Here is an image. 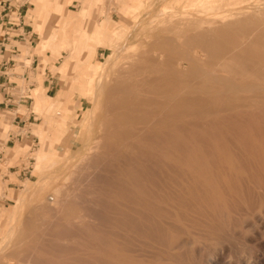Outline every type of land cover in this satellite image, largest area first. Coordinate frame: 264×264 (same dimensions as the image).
Here are the masks:
<instances>
[{"label":"rangeland","instance_id":"obj_1","mask_svg":"<svg viewBox=\"0 0 264 264\" xmlns=\"http://www.w3.org/2000/svg\"><path fill=\"white\" fill-rule=\"evenodd\" d=\"M137 1L101 0L97 3L96 9L89 12L82 20V27L89 31L93 25L102 22L107 17L112 20L115 29L128 30L127 33L118 36L110 49L97 47L96 54L90 59V62L98 65L96 72L88 82L89 93L81 87L80 79L76 77L74 62L70 63V68L65 75L57 70L68 55V51L63 50L56 57L50 49L40 52L34 47L22 48L23 54L20 58H23L27 65L32 66L33 59L25 60L24 53L37 54L39 65H35L37 67L35 72L34 69L30 70L28 81L12 78L19 83V90L29 95L26 98V106H20L17 109L20 114H25L26 125L23 128L12 126L11 120L14 114L8 115L5 122H0L4 132L0 133V136H7L10 130L23 135V139L16 140L15 143H10V146L5 147L3 155L0 156V251L6 253L11 251L12 248L5 247L6 241L24 225L33 207L41 206L50 195H62L70 191L84 194L85 202L89 205V210L88 208L83 209L84 211L80 210L77 214L80 216V224H83V228L85 227L86 233L83 235L87 240H90L92 234V213L101 216L99 221L104 227L111 226V220H114L118 229L124 228V217L117 214L118 217L112 219L108 212L112 207L107 199L117 195L119 187L112 181V176L111 179L104 177L122 172L127 168L130 169V171L127 169L130 173L136 170L138 172L140 169L145 170L147 165L144 159L157 164L158 173L161 176L165 174L164 159L171 155L174 161L173 198L176 205L174 213L177 215H172L173 235L169 239L171 241L187 239L188 245L185 251L177 250V248L171 253L165 252L167 248L165 244L169 240L165 223L166 213L160 211L158 213L160 222H157L159 225L156 227V233L162 244L157 249L159 254H157L158 260L156 259L155 263L207 264L211 257L214 258L219 253L222 254L226 264H264V94L257 92L258 95H244L240 98L216 99L210 96L205 98L199 92L194 91L198 85L197 80L187 79L186 86H178L175 89L174 94L177 99L175 108H173L171 127L166 126V115L163 112L159 115L156 124L157 131L145 138L137 131L139 126L137 116L121 112V110H119L120 114L108 112L112 87L122 84L123 81L137 78L141 68L131 71L132 73L128 71L142 65L144 55L149 57L150 52L146 53V51H150V46L146 43L152 42L154 34L163 29L174 34L178 28L179 31L189 29L191 33L197 29L218 28L224 29L226 34L236 39L239 36L238 40L242 41L230 46L232 43L220 39L219 33L207 32L203 44L212 51L215 47L213 51L215 56L213 60L205 61L207 64L204 67L208 68L213 62L215 64L212 65L217 67L211 65L208 70L214 71L221 67L222 72H228L227 74L234 76L235 79H241L238 80L241 83L263 84L264 57L262 56L264 53H258L257 50V55L245 56L243 54L245 57H242V53L249 44V47L259 46V52H264V0H194L192 7L188 6V2L192 0H185L182 4H177L176 9L170 11H165L164 6L170 5L175 0H144V7L129 9L130 16L123 17L124 11L121 3L132 5ZM72 2L73 0L69 1V3ZM83 2L84 0H77L72 3L74 6L71 10L66 7L55 10L57 15L55 13L50 15L49 12L42 15L41 19L44 24L35 27V31L42 33V42L51 32L59 30L65 17L70 13H76L77 8ZM46 19L47 22H45ZM73 27V24L68 26L70 29ZM3 36L4 31L0 23V42ZM152 52L154 53L155 50ZM85 58H87V53H82L80 59L85 60ZM238 69L240 74L236 72ZM101 77H105V79L102 78L103 89L98 91V82ZM44 79L52 80L53 89L50 94L54 95L53 97L60 90L68 94L66 96L68 100L62 101H67L69 117L66 118V123L60 127L53 140L48 137L51 125L61 121L62 114L57 108L47 111L46 109L36 110L34 106L36 88L43 84ZM183 79H185L184 76L176 77V85L181 84ZM185 87L191 90H185ZM43 88L46 93V87ZM165 95V92L158 93V100L152 106L154 109L162 112ZM38 126L43 129L42 135L36 131ZM142 142L147 145H142ZM222 144L225 145L223 147H227V151L217 152V148H220ZM51 146L57 154L55 165L51 166L48 163L43 168L37 169L35 153L40 149L48 151ZM18 149H21V152H17ZM129 156L131 158L127 160L130 163L124 160ZM139 161L145 162V167L144 164L140 165ZM115 166L116 168L113 169ZM109 167H113L112 170ZM108 170L110 172L107 173ZM111 172L114 173L111 174ZM159 182L163 184L162 179ZM92 192L96 193L95 196ZM18 193L20 195L16 199L9 196L10 194L16 196ZM160 193L162 197H165L163 190ZM92 197L99 199L95 200ZM93 200L96 202L100 200V206L106 209V212L102 208L101 211L97 208L95 210L94 203L96 202ZM16 202H22V208L12 210ZM83 213L90 217H86ZM81 215L85 218L82 219ZM74 216L68 220H61L62 224L59 226L51 227L47 231L49 239L55 242L61 239V235L64 234L62 230L65 231L74 224ZM38 220L36 221L39 224L42 223ZM200 224L210 227L207 230L194 232L191 227L194 225L198 227ZM60 230L61 235L55 234ZM34 234L30 236L33 237V243L32 238H29V242L25 243L27 245H24L25 249H34L38 246L39 250L52 252H55V249H60L63 253L91 251L92 244L85 239H83L84 244L88 243L85 244L84 250L75 246H73L74 250L72 249L71 244H75L74 242L79 238L75 233L76 239L73 238V234L69 233L68 237L65 235L58 240L57 245L55 243V249L52 250L43 246L45 242H37L36 238L39 234ZM48 236L45 235L47 238ZM129 236L131 240L143 237L137 232H131ZM18 237L17 234L15 238ZM104 238L107 239L106 234ZM67 239L72 243L70 244ZM65 243H68L67 247H63ZM9 245H12V242ZM109 246L107 241L101 245L105 253H109ZM115 248L119 249L118 245ZM60 250L58 253H62ZM127 255L129 260L134 262L139 260L142 264H151L153 261L150 263V260H154L150 256L136 257L131 253Z\"/></svg>","mask_w":264,"mask_h":264},{"label":"bare ground","instance_id":"obj_2","mask_svg":"<svg viewBox=\"0 0 264 264\" xmlns=\"http://www.w3.org/2000/svg\"><path fill=\"white\" fill-rule=\"evenodd\" d=\"M193 1L194 0L190 1L188 3V6L192 7ZM188 23H186V25ZM177 31H175L176 33L173 34V33H170L169 30L167 31L166 29H163V31H159L155 33L153 36L154 39L152 40V42L146 43L148 46H150L149 47L150 51L148 52L146 51V53L150 52L149 57H145L144 55L143 64L137 67H134L133 69H130L128 71L130 73L131 71L137 68H141L140 74L136 76L137 78L134 80H130V81H123L122 84H117V85L114 84L115 86L112 87L111 92H110L111 99L109 101L110 105L108 108V112L112 114L118 112L120 114L122 111H124L130 114H134V116H137L139 119V126H138L137 131L139 132L140 136L144 138L151 136L152 134H154L155 131H157L156 124L159 120V115L162 114L163 112L166 115V123H167L166 126L171 127L170 125H171L172 117L174 113L173 108H175L174 105L177 99V96H175L174 94L175 89L178 86H182V87L186 86L187 79L194 78L195 80H197L198 85H196V87L194 88V91L199 92L205 98L208 96L215 97L216 99L221 98V97L222 98L223 97L224 98H233V97L240 98L244 95H258V93L264 94V83L263 82H262L263 84L248 85V84L241 83L238 81L241 79H235L234 76L233 78L232 76L228 75L227 74L228 72L225 73L224 71L225 69L223 70L224 72H222L221 67L218 68L221 71L218 69L214 71L208 70V68L210 69V66L212 64H215L213 62L212 64H210L209 67L206 66L208 68L205 69L204 67L207 64V63L205 64V61L208 62L207 60L212 59L215 56V53L213 52L215 47L212 51L208 49L207 47H205L203 44L204 42L203 39H206L207 32L210 31V32L219 33L220 39L228 40V43L230 44L232 43L230 46L238 43V41L241 40L240 38H239L240 40H238L239 34H237L238 37L236 36L237 37L236 39L235 37H232L231 35L226 34L224 29H218V28H214L210 30L209 29H206V30L197 29L192 33H191V30L189 29H182L179 31V28H178ZM218 41L220 42V40ZM224 42L225 41H223V43ZM252 45L253 43L251 44V46ZM249 46L243 50L242 55L244 54L245 56L247 55L254 56V55H257L258 53H262V54L264 53L262 51L259 52V49H258L259 46L258 47L256 45L254 47H249ZM151 50L152 51L155 50V52L153 53ZM257 50H258V53H257ZM260 50H262V48H260ZM240 51H238V53H240ZM177 53L179 54L177 55ZM244 55L242 57H245ZM216 57H218V55ZM234 57L236 56L234 55ZM262 57H264V55ZM250 62L253 63L252 61ZM245 64H248V63H245ZM212 66H216V65H212ZM256 69H257V66H256ZM249 70H252V69H249ZM241 71H242V68H241ZM254 71H252L253 74H254ZM236 72L239 73V69L236 70ZM180 76H184L185 79L181 80L182 82L181 84L176 85L177 84L176 77H180ZM102 78L105 79V77L100 78V82H98L99 83L98 91H100V89H103L102 88L103 87ZM188 89H189L188 87H185V90H188ZM254 91L258 93L256 94ZM161 92L166 93L165 97H163L164 99L162 103L163 104L162 112L152 107L153 104L156 102V100H158V93H161ZM250 92L252 94H248ZM119 110H121V112H119ZM163 130H166V129H163ZM170 136L171 135H169V137ZM141 144L147 145L144 142H142ZM223 146L225 145L222 144L220 148H217V152H221V150L227 151V147H223ZM129 158L131 157L129 156L124 160H127ZM144 161L146 163L139 161L140 165L145 163L147 165L148 170L140 169L138 172L136 170V172L130 173L127 171L128 169L127 168L126 170L119 172V173L111 172V174L112 173L114 174L110 175L109 177H104V178H110L112 176L113 177L112 181L119 187V192L117 193V195L115 194L116 196L113 195L114 197H112L111 199H107L108 204L111 205L112 207V209L110 210L107 209V211L109 210L108 212L110 213V216L112 217V219H116V217H118L117 214L119 215L121 214V216L124 217L123 219V221L125 222L124 228L118 229L116 227L114 220H111L112 222L111 226L104 227V225H102V222L99 221V218L101 216L96 215L97 213L96 214L92 213L91 215L92 216V225H91L92 234H91L90 240L88 239L90 244H92L91 251L88 250L82 253H71V252L63 253V251L59 249L62 253H58L59 250L54 248V246L57 245L56 242H58V240H61L65 235H67L68 237L69 233L73 234V238H75L74 237L75 234L76 236L79 237L74 242L75 244L69 241L70 238L67 239V241H69L70 244L72 243L71 244L72 249H73V246H75L77 248L79 247L78 249L82 248V250H84L83 248L85 244H87L88 242L84 244V242L87 240L85 235H83V233H86L84 230L85 227L83 228L82 227L83 224H80V221H79L80 216L79 215L77 216V214L80 213V210L84 211L85 209H87L89 205H87L88 203L85 202V199H84L85 196L83 197L84 194L83 195L80 193L78 194L75 191L74 193L73 191L72 192L70 191L62 195L58 194L56 196L50 195L47 197L46 201H44V203L41 206L37 208L31 207L32 210L30 214L28 215L24 225H22L18 231H15L13 233V236L7 239L5 247L12 248V249L11 251H8L7 253L4 251H0V264H142L141 262H139V260H137L136 262L129 260L128 255H127L128 253H131L136 257L150 256L151 258L154 259V260H150V263L151 261L155 263L156 259L158 260L157 254H159L157 249L159 248V245L162 244L160 242V238L158 237V234L156 233L157 232L156 227L159 225L157 222H160L158 219V213L160 211L161 212L165 211L166 213L165 223H166V228H167L166 229L167 237H168L167 239H169V237H172L173 235L172 215L176 214L174 213L176 212V205L174 203V198H173L174 161L171 155L166 157V159H164L165 174L161 176L158 173L157 164L151 163L149 160H146V159H144ZM128 162L126 163L129 164L130 162L129 163ZM116 164L117 163H115V165ZM145 164H144V167H145ZM109 168L111 169L113 167H109ZM115 168L116 166L113 169ZM128 170L130 171V169ZM108 172L110 171L108 170L107 173ZM161 179L163 181V184L159 182ZM162 190L163 192H165V197L164 196L162 197V194L160 193ZM92 193L95 196L96 193L94 192ZM92 198H95V197H92ZM96 199H99V198L96 197L95 200ZM94 206H95L94 207L95 210L96 208L100 210L102 208V206H100V200L94 203ZM99 210H97V212ZM102 210L104 209L102 208ZM104 212H106V209L104 210ZM75 213H76V216H74ZM73 216L75 220L74 219L72 220H74L75 222L74 224H72L71 227L69 226L67 230L65 231L62 230L64 234L61 235V232H62L61 230L56 231V232L54 231L55 234L61 235L62 237L61 239H58L56 242L55 240L49 239V236L47 235V231L51 227L59 226L62 224L63 219L68 220V219H71V217L73 218ZM85 216H82V219L83 217L85 218ZM39 217H40L39 220L42 222L40 224L36 221L38 220ZM86 217H90V216H86ZM46 219L47 220L49 219V221H47ZM70 222L72 221L70 220ZM63 225L65 226L66 224H63ZM60 227L62 228L63 226H60ZM209 227H210L209 225L206 226V225L200 224V226L198 227H195L194 225L191 228H193L194 232H198L202 230H207ZM131 232H137L141 234V236L143 237L141 239L131 240L129 236ZM34 233L39 234L38 237L36 238L37 242L38 241L45 242L43 243V246H47L48 248H50V250L55 249V252L39 250L38 246H35L34 249L33 248L25 249V246L27 245L25 243L27 241L29 242L28 240L29 238H32V243H33V237H30V236H32V234ZM17 234L19 237L15 238ZM104 234L107 235V239L104 238ZM45 235L48 236V238L45 237ZM83 239H85V241ZM106 241L108 242V245H110L108 248L109 253H105L101 247L102 243ZM10 242H12V245H9ZM115 243L116 245H118L119 249L115 248L116 247ZM64 245L65 246L63 247H67L68 243L67 244L65 243ZM146 245L147 247H145ZM165 245H167L165 252L171 253V251L176 250L177 248H178L177 250L181 249L185 251L188 244H187V239H184L182 241H178V239H174L171 241V239H169L168 243L166 242ZM23 246H24V250H22ZM63 247L62 249L64 250ZM193 248L194 246L192 247V250ZM56 250H58L57 253H56ZM69 250H71V248H69ZM162 250H164V248ZM201 254H204V253H201ZM223 259L224 258L222 254L218 253L216 257L214 258L211 257L210 261L208 260V263L210 262L209 264H226V262Z\"/></svg>","mask_w":264,"mask_h":264},{"label":"crops","instance_id":"obj_3","mask_svg":"<svg viewBox=\"0 0 264 264\" xmlns=\"http://www.w3.org/2000/svg\"><path fill=\"white\" fill-rule=\"evenodd\" d=\"M13 0L12 4L15 7L21 6L23 15V25L16 22L8 23L7 21L0 22L4 31V36L0 42V122H5L8 115L14 114V118L11 120L12 126L23 128L26 125L27 118L25 114H20L17 110L20 106H26V102L29 95L24 94V91L19 90L20 85L14 79L30 80V70H37L36 64L39 65V56L37 54L24 53L25 60L33 59L32 66L27 65L23 58H20L23 54L22 48L34 47L35 50L40 52L50 49L53 54L58 57L63 50L68 51V55L62 64L57 67V70L63 75L66 74L70 68V63L74 62V69L77 72V79L79 78L81 87L89 93V79L96 72L97 63L90 62L91 57H94L97 51V47L102 46L106 49H110L116 42L119 35L127 33L128 30H117L114 28V24L110 18H105L102 22L93 25L92 29L86 30L82 27V20L89 12L96 9V5L101 0H84L83 4L77 8L76 13L68 14L63 20V24L59 30L53 31L49 34L45 41L42 42L41 34L35 31L37 25H42L41 16L47 12L54 14L55 10L61 8H68L74 6L72 3L77 0ZM185 0H175L170 5H165L164 10L170 11L177 8V4H182ZM81 2V1H80ZM189 3V2H188ZM145 6L144 0H138L136 4H127L122 2L121 8L124 11L123 17L130 16L129 9H139ZM52 10V11H51ZM56 14V13H55ZM57 15V14H56ZM47 22V19L46 21ZM69 24H73V28H68ZM42 32V31H41ZM7 34L10 36L7 37ZM31 50V49H30ZM82 53H87V58L81 60ZM90 67H92L90 69ZM75 77V78H76ZM53 82L50 79L43 80V87H46L47 91L44 92L42 85L36 88L34 106L36 110L51 111L57 108L62 114L61 121H57L56 124H52L48 137L53 138L60 130V127L64 126L65 120L68 116V108L66 102L62 100H68L66 97L68 94L64 90H60L58 94H50L53 89ZM21 92V93H19ZM17 110V111H16ZM38 134L42 135L43 129L41 126L36 127ZM0 133L3 134V128L0 126ZM23 139V135L15 133L10 130L7 136H0V156L4 153V148L10 146V143H15L16 140ZM17 152H21L18 149ZM56 150L54 147H50L48 151L40 149L35 153L36 167L37 169L43 168L45 164L55 165L57 159ZM56 156V157H55ZM19 193L16 196L10 194L11 198L16 199L19 197ZM22 208V202H16L12 210H18Z\"/></svg>","mask_w":264,"mask_h":264},{"label":"built area","instance_id":"obj_4","mask_svg":"<svg viewBox=\"0 0 264 264\" xmlns=\"http://www.w3.org/2000/svg\"><path fill=\"white\" fill-rule=\"evenodd\" d=\"M13 0H0V22H16L23 25L21 6L18 8L12 4ZM10 35L7 34V37Z\"/></svg>","mask_w":264,"mask_h":264}]
</instances>
